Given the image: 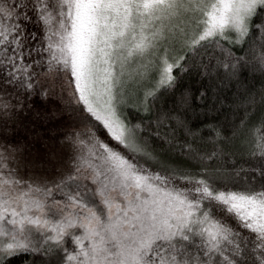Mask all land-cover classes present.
Masks as SVG:
<instances>
[{
  "label": "snow or ice",
  "instance_id": "6c2138e0",
  "mask_svg": "<svg viewBox=\"0 0 264 264\" xmlns=\"http://www.w3.org/2000/svg\"><path fill=\"white\" fill-rule=\"evenodd\" d=\"M37 93L73 155L0 141V264H264V0H0L4 133Z\"/></svg>",
  "mask_w": 264,
  "mask_h": 264
},
{
  "label": "trees",
  "instance_id": "16d2710c",
  "mask_svg": "<svg viewBox=\"0 0 264 264\" xmlns=\"http://www.w3.org/2000/svg\"><path fill=\"white\" fill-rule=\"evenodd\" d=\"M29 28H34V25L29 24ZM247 76V73H244ZM256 83H259V79H256ZM181 87H191L193 92L195 93L199 87V79L195 75V73H189L183 77L181 80ZM173 98L172 94H169V104L167 106L171 107V99ZM45 99V100H43ZM32 105V110L28 112L21 113L22 121L19 125H10L11 131L4 133L3 126L0 125V131L3 132L4 137H10L14 134H26L28 131H31L33 136H36V132L45 134L47 131L55 130L59 128L65 127V125H72L71 121L68 119L67 114L63 117H57L49 120L39 119L35 116V112H39L41 116L45 113H50L52 111L53 105L57 107L60 106V100L55 96H49L44 98L40 96L38 93L34 94L31 100L29 101ZM239 161V157H237ZM66 245L71 247V239L68 238L66 241ZM41 256L39 254L29 255L27 253H21L20 255L14 257L10 264H22V261L32 260L39 261Z\"/></svg>",
  "mask_w": 264,
  "mask_h": 264
},
{
  "label": "rangeland",
  "instance_id": "374dc122",
  "mask_svg": "<svg viewBox=\"0 0 264 264\" xmlns=\"http://www.w3.org/2000/svg\"><path fill=\"white\" fill-rule=\"evenodd\" d=\"M71 127L72 125H65V127L63 128L47 131L45 134H42L40 136H33L31 134V131L33 130H30L26 134H14L10 137H4L3 132L0 131V141H7L9 143L21 142L26 146V152L33 153L37 149L44 150L45 141L47 140L49 142L48 146H54L60 154L59 162L55 163L52 167H46L39 170V174L48 176L50 178L51 175L56 172L60 164L69 163L70 158L73 155L72 150L67 143L61 144L63 136L67 134V130ZM109 142L113 144L115 143L114 141H111L110 138ZM41 154H43V152ZM20 171L25 176V179H27L29 170L26 168H22Z\"/></svg>",
  "mask_w": 264,
  "mask_h": 264
}]
</instances>
